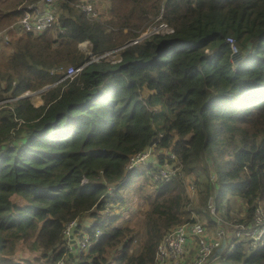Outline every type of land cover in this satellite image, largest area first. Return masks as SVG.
Instances as JSON below:
<instances>
[{"label": "trees", "instance_id": "1", "mask_svg": "<svg viewBox=\"0 0 264 264\" xmlns=\"http://www.w3.org/2000/svg\"><path fill=\"white\" fill-rule=\"evenodd\" d=\"M28 5L48 8L0 0V30ZM50 9L58 16L45 31L0 37V99L14 98L0 109V264H156L164 234L193 213L234 241L218 264H264V239L249 247L248 236L233 237L264 209V0H56ZM161 23L172 32L141 36ZM122 45L111 59L89 58ZM26 90L41 103L17 98ZM154 100L171 114L160 130ZM152 145L150 160L127 170ZM160 168L175 171L154 179ZM122 206L132 221L115 213ZM87 217L99 238L68 252L65 225Z\"/></svg>", "mask_w": 264, "mask_h": 264}, {"label": "built area", "instance_id": "2", "mask_svg": "<svg viewBox=\"0 0 264 264\" xmlns=\"http://www.w3.org/2000/svg\"><path fill=\"white\" fill-rule=\"evenodd\" d=\"M56 0H43L48 8L44 10L43 13L37 14L34 11L32 5H28L23 11L22 16L15 22L6 27L4 30H0V37L6 42L9 39L10 34L21 33L23 31H34L41 33L46 29L50 28L51 25L57 20V12H53L50 9V5ZM84 10L90 12L89 14L95 15L96 12L90 4H86ZM92 11V12H91ZM158 27V26H157ZM156 27V28H157ZM159 31H166L167 33L172 32V29L165 28V24L161 23L159 25ZM164 28V29H161ZM227 42L230 44L232 50L235 49L234 40L229 38ZM111 50L101 54L100 56H95L89 53V58L91 61H98L101 58L111 59L108 56L111 54ZM120 58H114V61H119ZM83 66L77 68L68 67L61 79L73 78L77 73L81 71ZM35 93L29 90L24 91L17 98L28 97V95ZM14 98L0 99V109L10 105V101ZM152 147L144 151L137 152L129 158V162L126 166L127 170H131L139 165L146 164L152 156ZM174 169L160 168L157 172L153 174L154 179H159L162 176H168L174 173ZM213 180L214 175H210ZM85 181V179H83ZM189 192H194L193 186L188 188ZM208 209L211 214L215 215V207L213 205L212 199L208 200ZM87 228H86V227ZM90 228L84 221L72 220L68 222L63 229V241L62 247L71 253H86L92 245L97 241L101 232L99 229H95L93 232L88 230ZM243 236H248L249 247H253L257 242L264 239V209L258 207L256 209L254 221L245 226L244 224L237 225L233 232V237L239 238ZM190 240H195L196 247L191 254H188V245H186ZM232 248L234 246V241L227 238L226 229L217 223V227L213 234H209L206 231L205 225L194 218L192 214L189 216L188 220L179 223L167 233L164 234L163 238L157 245L155 252V263L156 264H185L183 260L188 262V264H204L209 259L210 255L215 252L216 249L223 247ZM188 255V256H187ZM220 253L214 256L215 259L218 258ZM213 256V255H212ZM63 261L60 260L58 264H62Z\"/></svg>", "mask_w": 264, "mask_h": 264}, {"label": "rangeland", "instance_id": "3", "mask_svg": "<svg viewBox=\"0 0 264 264\" xmlns=\"http://www.w3.org/2000/svg\"><path fill=\"white\" fill-rule=\"evenodd\" d=\"M87 1H88V0H87ZM89 4L92 5L91 3H89ZM92 6H93V5H92ZM93 7H94V6H93ZM94 8H95V7H94ZM103 8H104V6L102 5V6H101V9H103ZM83 10H84V8H83ZM98 10H99V12H102L99 8H98ZM84 11H85V10H84ZM85 12H86V13H90V12H87V11H85ZM91 12H92V11H91ZM101 14H102V13H101ZM156 27H157V26H151V27H149L145 32H143V33L141 34V36L144 37V36H146V35H149L151 32H155V33H157V30H156V29H160V27H159V26H158L157 28H156ZM161 29H164V28H161ZM163 33H167V32L164 31ZM11 36H13V34H11ZM141 36H139L138 39H140ZM10 38H11V40H13L14 37H10ZM84 45H85V44H83V45L81 46L82 49H83ZM234 65L236 66V64H234ZM32 92H35V93H32V94L28 95L27 98H29V99L31 100V102H32L33 104H35V103L38 102V98H40V96H39V93H38V92H36V91H32ZM154 101H155L156 103L158 102V100H154ZM35 105H36V104H35ZM153 111H154V121H153V124L155 125V127H156L157 129L160 130L161 122H162V118L164 117V115H171V114H170V112L168 111V109H167L163 104H161V103H157V104H156V107L154 108ZM152 146H153V145H152ZM139 171H140V170H139ZM140 179H141V177L137 178L136 182L133 183L131 189H134V188H135V186H136L138 180H140ZM234 200H235V199H234ZM234 200H233V201H234ZM137 203H138V201L135 200V203L133 204V208H132V209L134 210V212L136 211L135 209L137 208V207H136ZM235 203L237 204V201H236V202H233L232 205H234ZM236 204H235V205H236ZM134 212H133V213H134ZM103 213H104L103 216H105V217H106L108 214H111L109 208L105 209ZM115 213H116V214H122V213H123L124 218L127 219L128 221H132L133 218L136 217V214H133V215H131V216H128L127 213L125 212V207H124V206L116 208V209H115ZM105 214H106V215H105ZM191 215H192V214H191ZM191 215H190V216H191ZM193 215H194V218H195V219H198L199 221H201V222L205 225V227H206V231H207L209 234H213V233H214V231H215V229H216V227H217V224L210 223V222L208 221L207 218H205V217H201V216H198V214L196 215V214L193 213ZM119 222H122V219H120ZM86 223H87V225H90V222H86ZM115 224H116V225H120V223H118V222H116ZM186 245H188V248H187L188 252H187V253H188V254H191V253L193 252L194 248L196 247L195 240H190ZM224 249H225V248H223L221 251H224ZM221 251H220V252H221ZM23 253H24V255H27L25 252H23ZM213 253H214V252H213ZM213 253L210 255L209 259H208L207 262L204 263V264H209L210 262H211V264H218V262H217V259H218V258L215 259V258L212 256ZM187 256H188V255H187ZM213 261H214L215 263H213ZM183 262H184L185 264H188V262H186L185 260H183Z\"/></svg>", "mask_w": 264, "mask_h": 264}, {"label": "water", "instance_id": "4", "mask_svg": "<svg viewBox=\"0 0 264 264\" xmlns=\"http://www.w3.org/2000/svg\"><path fill=\"white\" fill-rule=\"evenodd\" d=\"M122 47H124V45L119 46L117 48H114L111 51L118 50L119 48H122ZM230 58H231V61L233 62V64H240L241 61H242L241 54H240V52L237 49H234L232 51ZM222 249H223V247H220V248L216 249L215 252L213 253V257L218 255Z\"/></svg>", "mask_w": 264, "mask_h": 264}, {"label": "crops", "instance_id": "5", "mask_svg": "<svg viewBox=\"0 0 264 264\" xmlns=\"http://www.w3.org/2000/svg\"><path fill=\"white\" fill-rule=\"evenodd\" d=\"M40 103H41V98H38V102L35 104L39 105ZM88 220H89V218L87 217V218H85L84 222H87ZM213 263H215V262L213 261ZM209 264H211V262Z\"/></svg>", "mask_w": 264, "mask_h": 264}, {"label": "clouds", "instance_id": "6", "mask_svg": "<svg viewBox=\"0 0 264 264\" xmlns=\"http://www.w3.org/2000/svg\"><path fill=\"white\" fill-rule=\"evenodd\" d=\"M236 65H239V64H236Z\"/></svg>", "mask_w": 264, "mask_h": 264}]
</instances>
